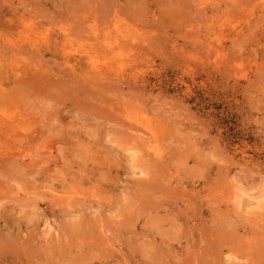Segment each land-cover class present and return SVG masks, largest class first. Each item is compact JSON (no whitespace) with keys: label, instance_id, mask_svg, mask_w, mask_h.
<instances>
[{"label":"rangeland","instance_id":"374dc122","mask_svg":"<svg viewBox=\"0 0 264 264\" xmlns=\"http://www.w3.org/2000/svg\"><path fill=\"white\" fill-rule=\"evenodd\" d=\"M0 82V264H264V0H0Z\"/></svg>","mask_w":264,"mask_h":264},{"label":"bare ground","instance_id":"6f19581e","mask_svg":"<svg viewBox=\"0 0 264 264\" xmlns=\"http://www.w3.org/2000/svg\"><path fill=\"white\" fill-rule=\"evenodd\" d=\"M9 78V77H8ZM5 84H3V83H1L0 82V97L2 96V94H3V91H4V89H3V86H4ZM0 104H2V102H1V100H0ZM4 114H6L7 115V112H4ZM29 194H34V195H37V193L36 192H28ZM53 198H54V200H59V199H61V196H59L58 195V192H57V194L56 195H53ZM253 199L254 198H258V197H252ZM76 229V231L77 230H80V228H75ZM57 231V230H56ZM9 249V248H8ZM231 255H233V254H231ZM231 255H229V257L230 258H233V259H236L238 256H235V257H232Z\"/></svg>","mask_w":264,"mask_h":264}]
</instances>
